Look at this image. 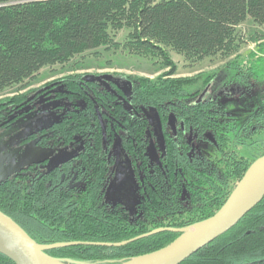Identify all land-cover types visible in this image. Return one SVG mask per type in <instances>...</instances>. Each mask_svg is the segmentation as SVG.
Listing matches in <instances>:
<instances>
[{
	"label": "trees",
	"instance_id": "obj_1",
	"mask_svg": "<svg viewBox=\"0 0 264 264\" xmlns=\"http://www.w3.org/2000/svg\"><path fill=\"white\" fill-rule=\"evenodd\" d=\"M248 19L264 28V0H0V92L23 85L43 67L65 65L101 47H118L113 35L127 29L125 51L157 59L169 69L157 80L118 75L134 86L135 100L143 104V111L149 108L150 114L159 115L166 103L183 100L189 89L201 88L214 75L172 78L176 69L168 51L192 65L206 58H230L243 43L237 28ZM258 50L264 54V42ZM255 54L250 53L251 61L244 65L235 57L215 74L222 72L227 82H238V78L258 82L264 79V60ZM18 101V97L10 99L11 103ZM185 102L174 109L196 134H211L218 152L212 164L204 158H189L182 150L179 154L170 142L163 160L166 180L154 164L151 187L132 210L123 203L97 200V188L94 193L87 189L67 197L49 188L40 190L27 179H16L0 183V211L43 245L114 244L158 228H184L211 217L251 163L264 155V116L256 114L237 129L215 103ZM124 122L128 124V119ZM59 129L65 132V124ZM252 145L257 150L249 151V158L242 157L240 148ZM177 165L186 181L192 182L187 205L174 195ZM98 166L96 162L88 165L93 183L105 173ZM178 236L162 232L120 247L79 245L47 254L70 264H116L161 249ZM0 264L14 263L0 254ZM181 264H264V197L236 226Z\"/></svg>",
	"mask_w": 264,
	"mask_h": 264
},
{
	"label": "flooded vegetation",
	"instance_id": "obj_2",
	"mask_svg": "<svg viewBox=\"0 0 264 264\" xmlns=\"http://www.w3.org/2000/svg\"><path fill=\"white\" fill-rule=\"evenodd\" d=\"M211 74L214 75L207 84L188 90L183 99L187 101L185 103L213 102L225 110L237 129L256 114L257 117L264 116V79L255 83L241 78L238 82H227L222 72ZM15 97L19 98L18 102L11 103L9 99L1 104L0 177H4L0 183L27 179L29 185L36 184L40 190L49 188L51 193L58 191L59 195L67 197L78 196L87 189L94 193L97 188V200H112L127 208L125 202L134 207V202L143 200L142 196L147 194L154 164L166 180L163 160L170 142L176 144L179 154L181 150L185 151L196 161L204 158L212 164L218 154L210 133L199 136L185 126L184 119L174 109L183 100L166 103L159 115L150 114L149 108L143 111V104L139 105L135 100L134 86L128 85L117 74L71 71ZM222 98L239 102L248 100V113L241 124L221 104ZM31 115H54V118L40 126L33 125L13 133L18 129L13 128V121L19 116L27 118ZM126 118L128 124L124 122ZM64 124L66 129L62 132L59 127ZM198 143L210 146L212 152L204 153L197 147ZM255 148L257 145L241 147L239 153L249 158V151L255 152ZM17 151L19 155L15 156ZM95 162L98 168H105L97 183H93L88 174V165L93 166ZM175 167L174 195L187 205L192 182L186 181L178 165ZM167 187L166 182V191ZM136 210L142 214V207Z\"/></svg>",
	"mask_w": 264,
	"mask_h": 264
},
{
	"label": "water",
	"instance_id": "obj_3",
	"mask_svg": "<svg viewBox=\"0 0 264 264\" xmlns=\"http://www.w3.org/2000/svg\"><path fill=\"white\" fill-rule=\"evenodd\" d=\"M3 177H0V181ZM263 197L264 155L251 163L224 204L211 217L181 229H156L120 243L38 244L13 219L0 211V254L14 264H70L51 257L47 252L79 245L120 247L162 232H171L179 236L165 247L116 264H181L236 226Z\"/></svg>",
	"mask_w": 264,
	"mask_h": 264
},
{
	"label": "rangeland",
	"instance_id": "obj_4",
	"mask_svg": "<svg viewBox=\"0 0 264 264\" xmlns=\"http://www.w3.org/2000/svg\"><path fill=\"white\" fill-rule=\"evenodd\" d=\"M238 32L243 39V43L237 54L230 58H225L220 61L219 57L206 58L199 63L192 65L191 62L186 61L182 55L177 54L173 50H169L168 54L170 59L175 65L176 73L172 78H188L198 75H207L218 72L223 66L238 57L241 62H250L249 55L255 54L263 55V52L259 51L258 48L264 42V28L255 24L252 20L248 19L238 28ZM128 30L123 29L120 32L113 35V42L118 44V47L111 46L101 47L94 51L77 56L65 65H54L43 67L33 78L26 81L23 85L13 86L0 92V110L2 102L9 100L18 93H26L31 90H35L50 80L59 79L70 74L71 71L78 73L88 74H107V75H124L133 78H145L148 80H157L164 75L169 69L161 66V63L157 59H149L144 56L131 55L122 48V45L127 40ZM258 91H256V94ZM248 100L242 102L234 101L232 98L220 100L221 104L224 105L226 110L231 116L236 118L238 124H241L247 113L248 107L246 106ZM54 118V115H45L42 117H36L31 115L30 117L19 116L13 121V128L18 129L13 133H17L22 129H28L29 127L36 125L40 126L44 122H48ZM28 132V131H27ZM3 138H7L4 136ZM2 138V139H3ZM197 147L204 153L212 152L210 146H204L201 143L197 144ZM13 148V147H11ZM7 151V149H5ZM4 151V152H5ZM19 155L17 151L15 156ZM125 202L124 200H121ZM128 209H132V205L124 203Z\"/></svg>",
	"mask_w": 264,
	"mask_h": 264
},
{
	"label": "built area",
	"instance_id": "obj_5",
	"mask_svg": "<svg viewBox=\"0 0 264 264\" xmlns=\"http://www.w3.org/2000/svg\"><path fill=\"white\" fill-rule=\"evenodd\" d=\"M261 57L263 58V60H264V54L263 55H261Z\"/></svg>",
	"mask_w": 264,
	"mask_h": 264
}]
</instances>
